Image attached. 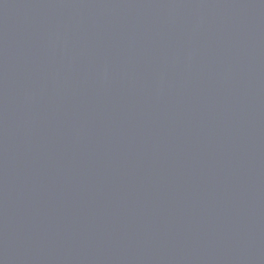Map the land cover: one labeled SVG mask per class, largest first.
<instances>
[{
  "label": "water",
  "instance_id": "obj_1",
  "mask_svg": "<svg viewBox=\"0 0 264 264\" xmlns=\"http://www.w3.org/2000/svg\"><path fill=\"white\" fill-rule=\"evenodd\" d=\"M0 264H264V0H0Z\"/></svg>",
  "mask_w": 264,
  "mask_h": 264
}]
</instances>
